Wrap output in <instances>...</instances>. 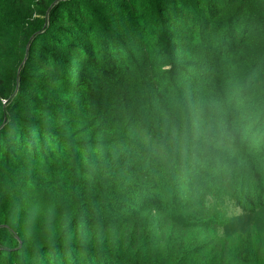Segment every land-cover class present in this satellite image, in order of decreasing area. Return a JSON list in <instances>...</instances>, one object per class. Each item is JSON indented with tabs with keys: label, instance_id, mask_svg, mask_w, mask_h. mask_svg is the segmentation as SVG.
<instances>
[{
	"label": "trees",
	"instance_id": "obj_1",
	"mask_svg": "<svg viewBox=\"0 0 264 264\" xmlns=\"http://www.w3.org/2000/svg\"><path fill=\"white\" fill-rule=\"evenodd\" d=\"M0 264H264V0H0Z\"/></svg>",
	"mask_w": 264,
	"mask_h": 264
},
{
	"label": "rangeland",
	"instance_id": "obj_2",
	"mask_svg": "<svg viewBox=\"0 0 264 264\" xmlns=\"http://www.w3.org/2000/svg\"><path fill=\"white\" fill-rule=\"evenodd\" d=\"M238 213H240V211H238L237 209H235V208H231L230 209V214H238ZM250 219H247V221H244V220H242V222H248ZM257 222H258V220H257Z\"/></svg>",
	"mask_w": 264,
	"mask_h": 264
}]
</instances>
